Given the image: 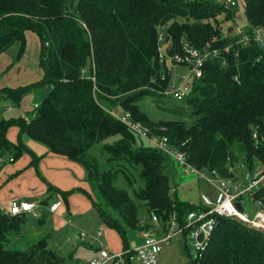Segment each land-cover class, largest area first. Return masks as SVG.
Here are the masks:
<instances>
[{
  "label": "trees",
  "instance_id": "trees-1",
  "mask_svg": "<svg viewBox=\"0 0 264 264\" xmlns=\"http://www.w3.org/2000/svg\"><path fill=\"white\" fill-rule=\"evenodd\" d=\"M242 4L247 22L264 27V0H242ZM224 8L214 0H0V54L17 43L18 58L24 51L25 32L30 31L39 40L42 72L37 82L0 89V99L15 105L31 93L39 98L28 120L0 122V150L14 158L28 151L5 138L6 129L17 126L20 134L49 152L81 164L97 195L93 204L103 222L119 235L123 251L130 249L127 231L147 227L138 225L135 200L116 187L112 175L116 170L138 172L144 185L134 193L148 215L164 221L174 213L182 226L185 215L197 207L169 195L171 187L162 173L166 155L100 104L110 107L109 96H114L131 121L148 129L150 136L167 138L197 169L215 170L226 178L231 176L229 167L264 164V54L255 46L233 49L225 62H206L202 78L181 101L191 109L193 125L155 123L137 107L143 94L157 96L151 88L167 86L172 67L168 59L183 54L181 40L195 49L207 42L228 44L229 35L217 25V17L231 16L230 8ZM178 18L184 21L178 23ZM169 22L159 43L157 29ZM160 49L165 55L162 62ZM106 144H112L114 155L108 154L104 161L90 156L93 147L102 146L103 152ZM127 183L134 187L128 179ZM255 199L264 209V187ZM28 220L26 214H0V264H62L46 249L44 237L28 243L24 251L11 245L10 238L19 235ZM188 257V264H264V233L220 218L201 256Z\"/></svg>",
  "mask_w": 264,
  "mask_h": 264
},
{
  "label": "crops",
  "instance_id": "crops-1",
  "mask_svg": "<svg viewBox=\"0 0 264 264\" xmlns=\"http://www.w3.org/2000/svg\"><path fill=\"white\" fill-rule=\"evenodd\" d=\"M24 36L23 53L17 58L19 50L17 44L16 54L13 57L9 55L10 58L4 59L3 63L0 62V75L7 71L2 75L3 81L0 84V89L26 86L39 81L42 77L38 65V37L30 31H26ZM3 54H0V56L2 57ZM11 58H16V61L11 62ZM29 68H32V71ZM36 98L34 93L25 95L18 105L8 99L1 98L0 103H4L0 108L6 113L17 114L15 117L2 119L1 121L19 118L28 120L33 116V105L39 102V98ZM14 109L17 111L13 112ZM5 138L13 146L22 144L28 149V151L22 152L15 158L11 156V160H9L10 155L9 157L6 156V153H10L9 151L0 150L3 156L6 157L5 162L0 166V207H7L14 200H28L39 206L36 210L37 219H33L32 215L26 214L29 220L25 228V238L31 235L33 240H38L39 237H46V240L55 239L53 241L55 243L57 241L61 247L66 249V255L72 256L73 259H77L73 252L81 248L80 245L83 244L84 249L90 251L87 264L97 256L100 248L109 253L123 251V244L119 235L103 222L93 204L96 199L91 192L86 170L81 164L65 156L49 152L46 146H37L35 143L30 142L29 139L31 138L25 134H20L17 126L7 128ZM34 157H38L35 166L32 163ZM166 157L168 156H165V159ZM195 183H199V181ZM172 189L174 192L172 194L169 192L170 196L176 194L175 187H171ZM210 189L214 191L211 186ZM185 202L194 207L200 206L199 198L196 202ZM56 203L58 204L57 208L51 212L49 210L50 206ZM40 213L41 219H39ZM171 215L164 221L158 218L156 235L163 236L165 234ZM141 218H145L144 220L148 224L146 230L156 228L150 221L151 215H143ZM143 223V221L140 222V225ZM143 231L145 230L140 232L127 231L130 248L137 247L142 243L140 234ZM81 233L86 234L83 242L80 240ZM98 233L100 234L96 237ZM90 237H95L96 240L89 243ZM186 242V235L183 234L171 238L169 245L164 246L158 255L159 264L160 260L161 264H164L163 257H160L161 254L166 250L170 251V249L174 251L171 254H178V264H188L189 253L186 249Z\"/></svg>",
  "mask_w": 264,
  "mask_h": 264
},
{
  "label": "built area",
  "instance_id": "built-area-1",
  "mask_svg": "<svg viewBox=\"0 0 264 264\" xmlns=\"http://www.w3.org/2000/svg\"><path fill=\"white\" fill-rule=\"evenodd\" d=\"M235 4V0H225L224 2L225 7L229 8L235 6ZM228 37L230 39L228 44L221 47L213 46L211 42L205 43L200 49H195L187 43L184 46L182 45L183 54L169 58L168 65L183 67L186 72L171 78L164 92H162V96L180 102L183 101L190 92L193 83L202 78L206 62L220 61L221 59L225 62L226 56L233 49L255 46L264 54V27L251 23H248L246 27L236 26ZM162 41L163 34L161 33L158 36V42ZM164 56L160 49V62L163 61ZM92 81H94V78H92ZM33 107L36 108L37 105L34 104ZM117 119L136 135L147 140L148 145L176 161L185 175H193L195 180L203 181L211 186L214 189V197L211 198L206 193H201L199 195L200 206L185 215L182 226L178 225L173 213L167 223L168 229L163 236L156 235L158 217L152 215L150 221L156 228L145 230L140 234L142 243L139 246L115 253H109L100 248L97 256L92 258L89 264H125L127 261L132 262L133 260H137L139 264H159L158 255L162 248L169 245L171 238L182 234L188 235L190 239L194 240L195 258H198L205 251L217 220L220 218L241 222L264 233V209L255 199L256 193L264 187V164H257L249 168L240 163L235 169L229 167L228 171L231 176L223 178L215 170L206 171L190 165L183 153L176 151L169 145L167 138L150 136L148 129L130 120L129 114L124 113ZM253 138L256 139L255 134ZM4 162L5 158L0 151V166ZM170 192L172 194L174 190L172 189ZM244 198L258 206V210L252 216L245 212ZM237 204L243 208L242 211L237 208ZM57 206V203L52 204L49 210L53 212ZM38 208L39 206L35 202L14 200L7 207H0V214L11 217L31 214L38 217L36 212ZM199 236L202 237L200 241L198 240ZM85 237L86 234H80L82 242ZM95 240V237H90L89 243H93Z\"/></svg>",
  "mask_w": 264,
  "mask_h": 264
},
{
  "label": "rangeland",
  "instance_id": "rangeland-1",
  "mask_svg": "<svg viewBox=\"0 0 264 264\" xmlns=\"http://www.w3.org/2000/svg\"><path fill=\"white\" fill-rule=\"evenodd\" d=\"M214 2L221 4L223 6V8L225 7L224 6L225 0H214ZM235 2H236L235 6H231L229 9L230 15H231L229 19H224L223 15L217 17V21H218L217 25L221 28L223 34H225V35H230L232 33V30L236 26L246 27L248 24L244 10H243L242 0H235ZM183 21H184V19H182V18L177 19L178 23H181ZM169 24H170V22L167 23L166 25H164L163 27H159L157 29V31L160 32L159 34H161V31H165L166 28L169 26ZM186 43L187 42L185 40H181V45L184 46ZM16 48H17V43H15L13 46H11L9 49H7L8 50V51L6 50L7 53H5V54L2 53L3 55H2V57L0 56V58H1L0 62L3 63L4 59L10 58L9 55H11V57H13L16 54V52H15ZM28 54L30 55V53H28ZM14 61H16V58L15 59L11 58V62H14ZM171 68L169 67V71L167 74L168 75V83L170 82V79L173 78L175 75L182 74V73L186 72V69L183 67L172 66ZM29 70L32 71V68H29ZM6 72L7 71H5L4 74ZM4 74L0 75V84L3 81L2 75H4ZM164 78H165L164 75L161 76V79H164ZM164 89L163 90H159V89L156 90L154 88H151V91L156 93L157 96H152L151 94H148V93L143 94L141 99L137 102V107L139 108V110L141 112L145 113L146 116L151 121H153L155 123H157L158 121H162V122H165V121L177 122V121H179V122L183 123L186 127L193 125L195 123V118L191 116V109L189 107H186V104H184L183 102L176 101L172 98L163 97L162 92H164ZM36 99H38V97ZM109 100L111 101V103H109V104H112V105H110V107H108V106L103 105L101 103L100 105L102 106V108L104 110H106V112L110 113V115L115 117V118L121 117L125 113V111L120 106L119 101H116V98L114 96H109ZM2 103H4V102H1L0 106H2ZM15 110L16 109H14L13 112H15ZM15 115H17V114L6 113L0 108V121L2 119L15 117ZM29 140H30V142L35 143L37 146L39 145V146L44 147V145H42L41 143H39L35 140H32V139H29ZM138 144H139V142H138ZM145 144H146V142L143 141V145H145ZM110 145H112V144H106L105 146H103V152L101 151L102 146H100L98 148L93 147L89 151L90 156L93 158H98L100 161H104L106 159V157L108 156V154L114 155V153L112 154V151L109 149ZM106 150H108V151H106ZM9 155H10L9 160H11L12 159L11 156H13V154L11 152L6 153L7 157H9ZM4 158H6L5 155H4ZM113 158L114 157L111 156V160H113ZM111 162H114V161H111ZM258 164H262V163L259 162ZM120 169H123V167L122 168L120 167ZM130 169L126 170V171H121V170L114 171L115 170L114 169V170H112V172L114 171L112 175H114L116 187L118 189H122V190L127 191L129 193V196L133 200H135L137 207H138V223H139V226L143 225V226L147 227L148 224L144 220L145 218H143V219L141 218L143 215L144 216L148 215L147 209H146L144 203H142L141 201L140 202L137 201L136 195L134 193V192H138L140 189H142L144 183H143V180H141L139 178L138 172L132 171ZM162 173L168 179L169 186L175 187L177 198H180L184 201L196 202L199 198V195L203 192H206V194L208 196H210L211 198L214 197V191H212L210 189L209 185L205 184V182H203V181H199V183H195V182H197L195 180V177L193 175H185L182 172V168L177 164L176 161H174L170 157H166L165 162H164L163 167H162ZM127 179L134 184L133 188H130L128 186ZM92 194H93L94 198L96 199L97 195L95 193H92ZM25 201H28V200H25ZM244 207H245V212L248 213L250 216H252L256 210H258L257 204L252 203L251 201L247 200V198H244ZM29 216H31V214H29ZM32 218L37 219L38 217L33 216ZM142 221L144 223L142 225H140V222H142ZM27 223L28 222H26V224L21 227L22 230L19 233V235H14L10 238V243L15 249L24 251L28 243L37 242V240L32 239L31 235H29L28 238H25V228L27 227L26 226ZM38 239L40 240V239H42V237H39ZM44 239H45V243H46V249L48 251L54 252L57 255L56 259L60 260V262L62 264H87L88 254L90 253V251L84 249L83 244L80 245L81 248H79L78 250L73 252V255L77 256V259H73L72 256L66 255V253H67L66 249L61 247L57 243V241H56V243L53 241L55 239L52 240V238H50V239L46 240L47 239L46 237H44ZM186 239H187V242H186L187 252L192 257H195L194 240L190 239V237L188 235L186 236ZM67 248H68V246H67ZM171 252H174V251H172L170 249V251L166 250L161 254L160 257L161 258L163 257V260H164L163 263L164 264H178V254L177 253L171 254ZM69 256H70V258H69ZM132 264H139V262L137 260H133ZM160 264H161V260H160Z\"/></svg>",
  "mask_w": 264,
  "mask_h": 264
},
{
  "label": "water",
  "instance_id": "water-1",
  "mask_svg": "<svg viewBox=\"0 0 264 264\" xmlns=\"http://www.w3.org/2000/svg\"><path fill=\"white\" fill-rule=\"evenodd\" d=\"M236 206H237V208H238L240 211H242V210H243V208H241V206H240V205H238V204H237ZM201 238H202V237H201V236H199L198 240L200 241V240H201Z\"/></svg>",
  "mask_w": 264,
  "mask_h": 264
}]
</instances>
